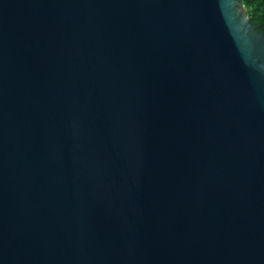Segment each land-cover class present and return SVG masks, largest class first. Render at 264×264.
Segmentation results:
<instances>
[{
	"label": "water",
	"instance_id": "1",
	"mask_svg": "<svg viewBox=\"0 0 264 264\" xmlns=\"http://www.w3.org/2000/svg\"><path fill=\"white\" fill-rule=\"evenodd\" d=\"M0 264H264L242 0H0Z\"/></svg>",
	"mask_w": 264,
	"mask_h": 264
},
{
	"label": "trees",
	"instance_id": "2",
	"mask_svg": "<svg viewBox=\"0 0 264 264\" xmlns=\"http://www.w3.org/2000/svg\"><path fill=\"white\" fill-rule=\"evenodd\" d=\"M251 23L264 32V0H242Z\"/></svg>",
	"mask_w": 264,
	"mask_h": 264
}]
</instances>
